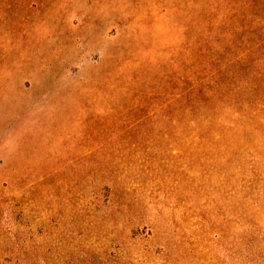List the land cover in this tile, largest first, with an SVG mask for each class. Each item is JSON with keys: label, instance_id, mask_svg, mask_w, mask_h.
<instances>
[{"label": "rangeland", "instance_id": "rangeland-1", "mask_svg": "<svg viewBox=\"0 0 264 264\" xmlns=\"http://www.w3.org/2000/svg\"><path fill=\"white\" fill-rule=\"evenodd\" d=\"M0 264H264V0H0Z\"/></svg>", "mask_w": 264, "mask_h": 264}, {"label": "trees", "instance_id": "trees-1", "mask_svg": "<svg viewBox=\"0 0 264 264\" xmlns=\"http://www.w3.org/2000/svg\"><path fill=\"white\" fill-rule=\"evenodd\" d=\"M247 57H250V55H246ZM199 93V91H197Z\"/></svg>", "mask_w": 264, "mask_h": 264}]
</instances>
